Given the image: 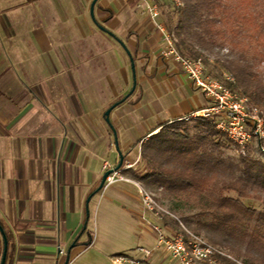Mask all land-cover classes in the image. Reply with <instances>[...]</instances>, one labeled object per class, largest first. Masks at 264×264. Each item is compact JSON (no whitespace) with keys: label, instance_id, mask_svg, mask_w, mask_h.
I'll return each mask as SVG.
<instances>
[{"label":"crops","instance_id":"obj_1","mask_svg":"<svg viewBox=\"0 0 264 264\" xmlns=\"http://www.w3.org/2000/svg\"><path fill=\"white\" fill-rule=\"evenodd\" d=\"M86 1L26 0L30 11L16 20L12 1L0 0L5 264H74L95 250L93 232L90 245H77L89 236L93 199L96 212L137 203L124 181L94 193L104 161L116 163L159 125L208 103L178 63L159 56L160 35L147 15L104 6L120 0H97L103 11L95 21ZM2 249L0 233V259Z\"/></svg>","mask_w":264,"mask_h":264},{"label":"trees","instance_id":"obj_2","mask_svg":"<svg viewBox=\"0 0 264 264\" xmlns=\"http://www.w3.org/2000/svg\"><path fill=\"white\" fill-rule=\"evenodd\" d=\"M181 1L182 6L175 8L179 17L175 45L179 53L185 57L200 59L205 65H210L209 56H214V66L219 71L212 76L221 80L230 91L245 96L253 105L264 110V80L255 70V64L251 63L242 41V38L247 37L255 44L256 57L253 60L256 63L264 60V18L256 12L247 14L241 6L232 7L223 0ZM245 24H250L252 30L245 28ZM226 44H230L231 49L228 53L221 54ZM223 71L233 80L224 77ZM121 101H117L115 105ZM167 125H159L148 142L142 144L141 157L147 170L143 174L134 173L133 177L148 186L161 185L170 197L205 208L213 219L205 227L214 243H227L236 257L240 255L244 245L248 255L245 262L264 264V208L257 212L241 201L255 199L262 202L264 207L262 180L259 183L261 190L252 192L249 190L252 181L236 177L238 167L232 168L233 166L229 167L217 158L209 159L205 156L206 151L201 148L204 141L219 144L211 137L216 132L212 123H201L206 134L199 135L197 139L192 138L186 126L180 128ZM242 160L244 161L243 156ZM215 181L220 183L217 195L213 188L207 190ZM225 191L234 192L237 198L224 195ZM168 221L176 224L173 220ZM85 229L83 228L84 231ZM259 232H263V235ZM92 240L93 233L89 232L88 240L83 244L88 246ZM68 262L69 260L65 264ZM215 262L232 264L230 259L221 255L217 256Z\"/></svg>","mask_w":264,"mask_h":264},{"label":"rangeland","instance_id":"obj_3","mask_svg":"<svg viewBox=\"0 0 264 264\" xmlns=\"http://www.w3.org/2000/svg\"><path fill=\"white\" fill-rule=\"evenodd\" d=\"M11 1V5L15 6L19 13L17 14L16 20H19L22 12L27 13L30 11V4H27L26 0ZM107 1L110 2L111 0ZM120 1V5L117 7H114L113 5H111V3H105L104 6L106 7V9L110 10L122 9L140 18H144L146 15L148 16L147 10L141 6L139 0ZM154 1L159 11V21L164 24L166 30L170 34H173V37L176 40L175 31L179 17L175 13V8L177 6H182L183 2L181 0ZM223 1L227 2L232 7L234 6L235 8L241 6V8L246 11L247 14H249V12H256L261 15V18H264V0ZM91 2L92 0H87L86 3H84V9L89 13ZM46 5L47 7H49L50 4ZM60 5L61 4H56L55 6H52H54L56 10H59ZM96 10L103 11V9L101 10L100 7L96 8L95 3L93 16ZM94 20L96 21L95 16ZM244 27L248 28V30L250 31L252 30V26L250 24H245ZM159 39V56L161 57L160 50L164 47V43L162 42L161 38ZM242 41L246 45L245 48L248 50V55L251 58V63L255 64V70L264 80V60L259 63H256V61L253 60V58L256 57L255 44L252 41L248 40L247 37L242 38ZM230 49L231 45L226 44L222 48L221 54L228 53ZM213 60L214 56H209L210 65L204 64V71L209 77L221 82V80L212 76L214 74H218L219 71L218 68L214 66ZM223 75L224 77L229 76V74L225 73L224 71ZM132 88L133 85L129 88L127 93L132 91ZM232 93L240 97L238 93ZM247 103L249 106H253L258 110H261L262 112H259V115H264V110L262 108L253 105L249 99ZM186 115L187 114L171 122H166L165 124H168L167 126H179L180 128L186 126L188 127L189 134L192 136V138L197 139L199 135L206 134V130L201 125V123L209 122L212 123L215 127V121L218 120L215 116H203L200 113L191 114L187 118L184 117ZM256 118H260V120H258V123L260 125L258 131H255L254 119H249L245 122L248 131L252 133L250 142L246 146L247 153L245 155L240 154L237 151L235 145L228 139V137H226L224 133L218 130L216 127V132H214L211 137L214 141H218L219 144L214 145L209 141H204L203 144H201L202 151H206L205 156L209 159L214 157L217 158L221 163L227 164L229 167H238L239 169L235 171L236 177H240L241 179H248L249 182L252 181L249 186V190H251L252 192L261 190L259 184L260 179L262 180V183H264V117L258 116ZM261 118H263V120ZM150 135L142 138L136 144L132 152L130 150H125L121 154L122 162L120 166L117 167L120 159L116 163L109 162L113 166V170L118 171V175L128 180H124V182L129 183L128 185H125L126 191L136 197V206L131 209V211H129L120 202L118 208H110L104 212H96L95 202L98 200V197L93 199V202H91L90 204V230H88L94 233L95 240L98 238V245H96L95 250H92L88 253L82 254L81 252L76 258V262L74 264H111V256L118 253H125L130 256L141 257L143 255V251H141L140 248L149 251V254L146 258L148 264H179L178 260L172 258L163 246H159L157 244L156 230L153 226H158L161 231L167 235L182 234L186 241L190 240L192 234L196 235L206 243L220 249L225 254L231 256V258L226 256L225 257L230 259L232 261V264H235L234 260L236 259L242 264H248L247 262H245L248 255H246L245 253V247H243L244 245H242L240 255L236 257L234 250L227 243L216 244L212 241V237L207 232V228L205 227V225L208 226L213 221V219L210 213L205 208H201L196 204L186 202L183 199L170 197L168 194H166L165 188L161 185L148 186L133 177L134 173L143 174L147 170L146 164L142 160L141 153L143 152L142 144L148 142ZM242 156L244 157V161L242 160ZM105 172L106 171H102V175ZM135 183L142 186L146 191L152 193L153 199L163 210L158 208L154 209L153 211L147 210L141 203ZM219 186L220 183L215 181L209 186L207 190H212L213 188V190L215 191V195H217ZM223 194L233 198H237V195L234 192L225 191ZM241 201L245 206L254 208L257 212H261L264 208L262 202L255 199H241ZM168 220H173L174 222H176V224H170ZM254 222L255 220H253V223ZM259 234L262 236L263 232H259ZM86 236V239L88 240V234H86ZM226 237L231 239L230 236ZM87 240L79 242V244L77 245L79 246L80 244H82L85 246V244L83 243H85ZM76 246L71 247L72 251L70 255H72L73 251L77 249ZM218 255L220 254H216L215 256L211 257V262H201L208 264H217L215 262V259ZM201 262L197 264H200Z\"/></svg>","mask_w":264,"mask_h":264},{"label":"built area","instance_id":"obj_4","mask_svg":"<svg viewBox=\"0 0 264 264\" xmlns=\"http://www.w3.org/2000/svg\"><path fill=\"white\" fill-rule=\"evenodd\" d=\"M141 6L147 10L148 18L152 21L155 30L160 35L164 47L160 50V55L164 60H173L178 63L191 80L193 86L200 90L208 99V106L205 108L187 114L184 117H189L191 114H201L203 116H215L218 120L215 121V127L223 132L226 137L235 145L240 154H246V146L250 142L252 133L248 131L245 122L249 119H254L255 131H258L260 125L256 118L261 110L256 107L249 106L248 99L244 96L238 97L226 88L221 82L209 77L204 71V64L200 59H192L181 55L175 45V38L170 34L164 24L159 21V11L154 0H139ZM233 80L230 76L226 77ZM263 120V118H261ZM103 171L110 170L106 176L103 190L111 186L118 180H125L122 176L118 175V171L113 170V166L104 161L102 165ZM132 182V181H131ZM137 193L140 197L142 205L149 211L160 208V206L153 199L152 193L146 191L142 186L135 183ZM165 211V210H164ZM156 230V239L159 246H163L168 254L178 260L179 264H197L201 261H210L211 257L220 254L231 258L220 249L206 243L196 235H191L189 241L184 239L182 234L167 235L161 231L158 226H153ZM59 253L62 249L58 246ZM143 251L141 257H134L128 254H115L111 256V264H148L146 258L149 251L140 248ZM235 264H242L234 260Z\"/></svg>","mask_w":264,"mask_h":264},{"label":"water","instance_id":"obj_5","mask_svg":"<svg viewBox=\"0 0 264 264\" xmlns=\"http://www.w3.org/2000/svg\"><path fill=\"white\" fill-rule=\"evenodd\" d=\"M96 1H97V0H92V2H91V4H90V14H91V17H92L93 19H94V16H93V9H94V4L96 3ZM126 50H127L128 54H130V52H129V50H128L127 48H126ZM131 66H132V70H133V69H134V64L132 63ZM112 108H113V105L110 106V108H108V109L105 111V115H106V117H107V118H106L107 120H108V115H109V113H110V111H111ZM121 162H122V156L120 155V161H119L117 167L120 166ZM109 173H110V170L106 171V172L102 175L101 180H100V183H99V185H98V187H97V190H99V189H101V188L103 187V184H104L105 178H106V176H107ZM90 198H91V196H89V197L87 198V204H88ZM87 214H88V208H87ZM0 233H1V236H2V240H3V249H2V254H1L0 264H5V261H6V255H7V248H8V241H7V237H6L5 232H4V230H3V228H2L1 225H0ZM66 262H67V261H66Z\"/></svg>","mask_w":264,"mask_h":264}]
</instances>
